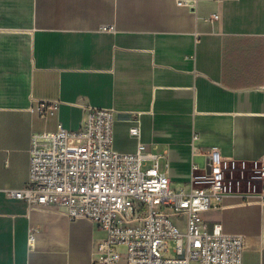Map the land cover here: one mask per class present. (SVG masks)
Here are the masks:
<instances>
[{
	"label": "crops",
	"instance_id": "obj_1",
	"mask_svg": "<svg viewBox=\"0 0 264 264\" xmlns=\"http://www.w3.org/2000/svg\"><path fill=\"white\" fill-rule=\"evenodd\" d=\"M90 107L115 108L118 150L156 144L175 187L204 164L195 150L264 156V0H0V264L98 256L93 221L6 193L29 179L34 134L78 129ZM241 176L203 217L244 235V264H264V200L245 195L262 184Z\"/></svg>",
	"mask_w": 264,
	"mask_h": 264
},
{
	"label": "built area",
	"instance_id": "obj_2",
	"mask_svg": "<svg viewBox=\"0 0 264 264\" xmlns=\"http://www.w3.org/2000/svg\"><path fill=\"white\" fill-rule=\"evenodd\" d=\"M38 109L47 119L59 112L60 101L42 102ZM89 110L78 129L58 122L55 130L34 134L29 179L7 189V196L93 221L106 234L93 264H244V235L227 233L221 222L209 225L203 213L232 192L241 173L262 184L258 193L245 195L264 200V156H227L218 146L195 150L204 164L193 162L189 182L175 187L169 162L161 169L156 144L139 140L134 152L118 150L115 108ZM130 133L140 139V124ZM148 161L153 163L145 168ZM36 232L30 230L31 243Z\"/></svg>",
	"mask_w": 264,
	"mask_h": 264
},
{
	"label": "rangeland",
	"instance_id": "obj_3",
	"mask_svg": "<svg viewBox=\"0 0 264 264\" xmlns=\"http://www.w3.org/2000/svg\"><path fill=\"white\" fill-rule=\"evenodd\" d=\"M170 246H171V247H173V244H172V243H170Z\"/></svg>",
	"mask_w": 264,
	"mask_h": 264
}]
</instances>
